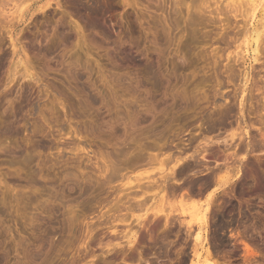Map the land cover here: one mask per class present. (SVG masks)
Returning a JSON list of instances; mask_svg holds the SVG:
<instances>
[{
  "label": "rangeland",
  "instance_id": "obj_1",
  "mask_svg": "<svg viewBox=\"0 0 264 264\" xmlns=\"http://www.w3.org/2000/svg\"><path fill=\"white\" fill-rule=\"evenodd\" d=\"M47 1L48 7L37 9ZM193 1L59 0L58 7L53 0H40L29 2L22 17L8 21L11 16H5L14 10L13 2L0 0V264H79L84 254L89 264H138L127 238L116 237L121 243L115 251L102 253L110 235L102 224V210L115 195V190L107 189L108 203L102 206V131L107 134L113 128L112 133L123 139L124 132L137 134L148 127L161 130L171 122L168 131H180L184 141L190 134L200 138L198 133L203 131L221 144L236 130L235 124H227L229 119L223 126L201 130L198 108L189 104L190 99L187 103L197 109L191 111L181 95V89L191 91L195 85L211 95L212 89H207L211 84L227 83L223 81L227 61L221 41L233 28L225 17L227 0ZM215 7L223 12L216 15ZM9 29L18 41L15 55ZM21 53L27 62L21 61ZM28 71L39 80L26 77ZM110 86L122 87L121 102H113ZM146 104L153 106L152 112L145 110ZM133 114L138 115L135 128H125L128 115ZM129 139L115 142L111 138V142L126 151L130 148L126 142L132 145ZM110 146L103 149L110 151ZM260 155L264 156V150ZM261 163L264 168V160ZM169 166L156 162L126 170L111 186L158 177ZM257 167L256 162V191L241 195L250 198L248 221L239 229L245 231L242 241L255 250L249 262L244 260L242 241L233 242L229 223L219 229L214 226L217 222L209 221V235L212 231L216 236L211 247L217 244L212 250L225 264H264V182ZM241 183L238 189L246 184ZM213 188L208 186L204 197ZM232 202L237 204L235 199ZM157 203L158 196L147 201L149 207ZM146 207L121 209L118 214L123 223H112L118 231L139 230L137 247L145 259L139 264H180L184 256L191 259L193 242L187 234H194L196 227L188 233L185 225L163 227L164 219L157 221L148 212L140 220L148 230L142 229L138 221ZM224 207L225 219L232 212L237 215L236 206ZM119 250L130 256L122 261Z\"/></svg>",
  "mask_w": 264,
  "mask_h": 264
},
{
  "label": "bare ground",
  "instance_id": "obj_2",
  "mask_svg": "<svg viewBox=\"0 0 264 264\" xmlns=\"http://www.w3.org/2000/svg\"><path fill=\"white\" fill-rule=\"evenodd\" d=\"M7 1L13 2L12 9L14 8V10H10L9 15L5 17L11 16L8 21H12L11 19L22 17L29 2H37L40 0ZM53 1L58 7L61 6L59 0ZM49 4L50 3L47 1L37 9L43 11ZM197 4L196 2V6L200 5V3ZM225 6L229 7L227 13H231V17H228V14L225 16L228 20L227 23L233 25L230 34L229 32L228 34L226 33L228 37L224 35L223 37L225 38L222 37L221 40L224 44V46L222 45V51L225 52V59L227 61L225 64V70H227V72L223 81L227 83L211 84V87L207 88L212 89L211 95L205 89H197L196 85L193 87L196 90L192 88L191 91L185 92V88H183L180 91L183 92L181 95L183 94L186 99L185 105L188 106L192 104L198 108V112L196 113L201 115L199 116V128L201 130L204 128L206 131L210 129L209 127L215 129L214 126L216 127V125L223 126L227 119H229V121L227 120V124H235L236 130L226 135V138L229 137L228 139H224L223 137V139L220 138L222 141H220L221 144H218L219 141L217 138L214 140V138L212 139L211 136H207L200 130V133H198L200 138L199 136L196 138L194 134H190V137L185 139L187 141H184V139H182L183 137H179L180 131H174L173 129L175 128H172L173 131H168V128L172 126L171 122L165 125L161 130L148 127V129L140 131L137 134L129 132V135H127V132H124L123 134L125 136L123 139L112 133L115 131L113 128L109 130L107 134L102 131V134L105 135V138L102 137V203L105 202L106 205L108 203L106 196L109 191L107 189L112 188L115 190L113 199L111 198L112 200L110 199L111 201H109L112 202V204L108 207L106 206L107 209L105 211L102 210V224H105V230L110 234L109 239L102 245V253L105 252L106 255L115 251V248L120 245L121 242H116V237L127 238L126 242L130 251L134 250L137 254L138 264L145 261L142 257V249L137 247L139 242V230H132V228H129L126 231H118L116 225L112 224L114 222L123 223L124 219L118 214L121 209L133 210L136 208H145L147 206L144 214L139 216L141 218H139L138 221L140 228H144L145 230L147 227H145V225L141 227L140 223L142 219H144V215L148 212H151L157 221L163 218V227L166 226L169 228L168 225L174 226L176 224L179 226L185 225L186 231L184 232L188 233V231L195 226L196 228L194 231H192L193 229L191 230L194 234H187L189 237L192 236V258L188 260L186 258L187 256H184L182 261H179L180 264H184L186 261H188L189 264H225L224 261L221 262L218 259L219 262L217 260L219 256L212 250L213 246L211 247V243L212 241L214 242L215 235L212 231L211 234H213V236H210L211 234L209 235L210 219L217 222L214 225L217 228H226L228 225L226 224L225 226L227 221H224L225 205L237 207V214L240 216L239 220L241 219V215H243L245 220L248 219L246 212L249 211L250 198H245L241 195L247 194L251 190L256 191L253 190V187H256V183H258L255 181V170L253 168L256 162L258 165L257 170H259V175H262V180L264 182V168L260 166L262 164L261 161L264 160V156L260 155L264 150V0H227ZM202 7L204 8V6ZM194 8L197 10L198 7L196 8L194 6ZM199 9H201V7ZM214 9H216V7ZM216 10V15H220V13L223 12L219 7H217ZM199 11L203 13L201 10ZM224 11H226V9H224ZM210 13H212V9ZM237 18L240 19L237 20ZM9 23L11 24V22ZM12 32V30H8L10 41L13 45L12 54L15 55L17 54L18 41L16 38H13ZM229 53H233V56L231 57ZM2 54L1 56H4ZM25 55L26 54L21 53V61L27 62L28 60L25 59ZM230 57L233 61L232 64L229 63ZM2 60L0 63H2ZM213 62L215 63V60H213ZM258 67L259 70L255 71ZM261 70L263 72L262 75H260ZM26 77L35 82L39 80V76H37L36 73L29 71ZM218 81L220 82V80ZM258 81L263 82L262 85L256 84ZM8 82L11 81L9 80ZM248 83L252 84L249 85ZM225 86L229 87L230 90H222ZM109 88V91L113 94V102H121L122 87L116 86V88H114L110 86ZM217 97L221 98L222 102L217 101ZM219 98L218 100H220ZM190 99L192 102L188 104L187 102ZM187 106L186 108L189 106L190 108L192 107L191 111L196 109L191 105ZM141 108L145 109L143 105H141ZM128 109L129 108H127V111ZM145 110L152 112L153 106L146 104ZM164 110H166V108L162 109L163 112ZM184 110L186 111L187 109ZM187 111L189 112L190 109ZM128 116L129 119L124 127L126 128L127 125H129L135 128L133 125L137 121L138 115L133 114V116ZM230 118L233 119L230 120ZM178 126H176V128ZM139 135H142L144 139L137 137ZM126 136L130 137L129 142L132 144L130 146L128 142H126L128 145L127 148L130 147L126 151H123L124 149H122L120 145H115V143L113 144L111 142V138H114L115 142H118L120 140L123 141ZM215 141L218 143L216 144ZM104 146H110V151L104 150ZM257 149L260 150V154H258L259 151H257L258 155H254ZM251 156L255 161H252L253 158ZM156 162L159 163L160 166L164 163H170V166L166 168L165 171H161L158 177L138 178L131 182L129 181L127 185L119 184L117 186H111V183L115 181V179L122 177V175L124 176V171L150 164L152 165V163L155 164ZM243 181L246 184L244 183L245 185L243 184L244 186L238 189L237 185L240 186ZM239 183L241 184L239 185ZM210 185H214V188L211 190L212 192L206 194L204 197V190ZM261 185H264V183H261ZM216 191H218V193ZM148 192L156 193L148 196ZM202 195V198L198 197ZM152 196H158L159 203L154 207H149L147 201H149ZM174 199L177 200L174 201ZM233 199L236 200L237 204H233ZM225 200H227V202ZM105 203L102 205L103 207H105ZM175 206L176 208H173ZM166 207H168V209ZM228 210L230 211L232 209ZM263 220L264 217H262V221ZM175 221H177V223H175ZM239 226L241 227V225ZM239 226L237 225L235 229H233V227L231 233L229 232L231 238L234 240L233 242L236 243H240L242 241L241 237L245 236L243 233L245 232V226L243 230L241 228V231L237 229ZM166 227L165 229H167ZM178 229L180 228H177L176 232H178ZM215 241H217V239ZM242 242L240 244L245 254L244 260L249 262V258H251L249 256L254 255L255 250L248 244L249 242ZM214 244L215 247L217 244ZM216 249L217 248H215V250ZM234 250H236V246ZM119 252L122 253V261H125V259L130 256V253H123L121 250L117 251V253ZM78 262L79 264L91 263L87 260L85 254Z\"/></svg>",
  "mask_w": 264,
  "mask_h": 264
},
{
  "label": "flooded vegetation",
  "instance_id": "obj_3",
  "mask_svg": "<svg viewBox=\"0 0 264 264\" xmlns=\"http://www.w3.org/2000/svg\"><path fill=\"white\" fill-rule=\"evenodd\" d=\"M247 216H248V214H247ZM239 218H240V216L237 214V215H235V213H230L229 214V217L225 220V218H224V221H227L228 223H229V228H228V230H230V229H232L233 227V229H235L236 228V226L238 225H241L242 226V223L243 222H246V221H248V219L247 220H245V218H243V215H242V218L239 220ZM232 220V221H231ZM239 220V221H238ZM236 221V222H235ZM242 222V223H241ZM250 223V222H249ZM249 225V224H248ZM243 226H244V224H243ZM220 229H222V228H220ZM232 229V230H233ZM237 229H240V226L237 228Z\"/></svg>",
  "mask_w": 264,
  "mask_h": 264
}]
</instances>
